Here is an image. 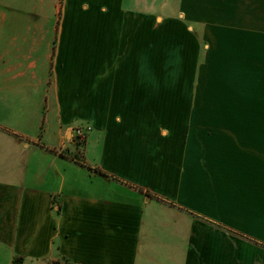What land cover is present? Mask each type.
Wrapping results in <instances>:
<instances>
[{
    "label": "crops",
    "instance_id": "0c3cea01",
    "mask_svg": "<svg viewBox=\"0 0 264 264\" xmlns=\"http://www.w3.org/2000/svg\"><path fill=\"white\" fill-rule=\"evenodd\" d=\"M54 2L0 0V264H264V0Z\"/></svg>",
    "mask_w": 264,
    "mask_h": 264
},
{
    "label": "rangeland",
    "instance_id": "374dc122",
    "mask_svg": "<svg viewBox=\"0 0 264 264\" xmlns=\"http://www.w3.org/2000/svg\"><path fill=\"white\" fill-rule=\"evenodd\" d=\"M61 8H62V0H55L52 10V14L55 19V31L58 26L57 22H59L58 18L60 17ZM38 12L43 14L49 13L51 12V7L45 9V7L43 6L42 8L39 9ZM187 56H188V59L186 61L187 68L185 70V76L183 78V81L189 84L190 87H188V89H191V95H192V90L194 89L193 95L194 97H197V108L204 110L209 106H211V104H209L206 100L207 99L206 79L208 78L207 68L205 67L206 54L191 53ZM216 57L217 55H214V58ZM77 158H79V156H77Z\"/></svg>",
    "mask_w": 264,
    "mask_h": 264
},
{
    "label": "built area",
    "instance_id": "2783aa9c",
    "mask_svg": "<svg viewBox=\"0 0 264 264\" xmlns=\"http://www.w3.org/2000/svg\"><path fill=\"white\" fill-rule=\"evenodd\" d=\"M90 129L91 127L88 124H83V125L74 127L72 129V133H73V140L75 144H77L78 146H81L82 144H84L86 136ZM64 151L65 149H54V152L58 153L59 155L62 154Z\"/></svg>",
    "mask_w": 264,
    "mask_h": 264
},
{
    "label": "trees",
    "instance_id": "16d2710c",
    "mask_svg": "<svg viewBox=\"0 0 264 264\" xmlns=\"http://www.w3.org/2000/svg\"><path fill=\"white\" fill-rule=\"evenodd\" d=\"M53 151H54V149H53ZM63 154H65V151L60 155H63ZM75 158H76V160H78L76 156H75ZM50 264H73V263L69 262L68 260H62V261L52 262Z\"/></svg>",
    "mask_w": 264,
    "mask_h": 264
}]
</instances>
